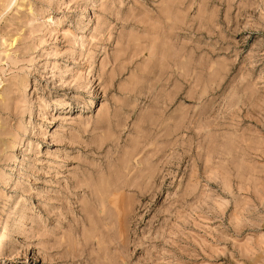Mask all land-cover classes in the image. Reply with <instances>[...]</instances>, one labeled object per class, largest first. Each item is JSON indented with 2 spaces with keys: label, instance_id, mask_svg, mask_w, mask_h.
Instances as JSON below:
<instances>
[{
  "label": "rangeland",
  "instance_id": "rangeland-1",
  "mask_svg": "<svg viewBox=\"0 0 264 264\" xmlns=\"http://www.w3.org/2000/svg\"><path fill=\"white\" fill-rule=\"evenodd\" d=\"M0 264H264V0H0Z\"/></svg>",
  "mask_w": 264,
  "mask_h": 264
}]
</instances>
